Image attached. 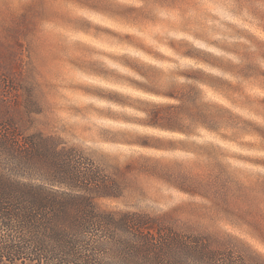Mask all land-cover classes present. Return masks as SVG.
Instances as JSON below:
<instances>
[{
  "label": "clouds",
  "instance_id": "9594fccd",
  "mask_svg": "<svg viewBox=\"0 0 264 264\" xmlns=\"http://www.w3.org/2000/svg\"><path fill=\"white\" fill-rule=\"evenodd\" d=\"M45 7L54 15L39 21L36 41L59 56L39 68L41 82L55 85L46 134L121 166L141 157L191 165L211 153L229 173L264 181V0H45ZM169 92L192 97L175 128L151 123L154 111L181 107ZM67 103L80 113H67ZM143 139L186 150L156 151ZM160 187L172 197L161 211L190 199ZM217 227L248 232L227 221ZM243 239L264 254V244Z\"/></svg>",
  "mask_w": 264,
  "mask_h": 264
},
{
  "label": "trees",
  "instance_id": "16d2710c",
  "mask_svg": "<svg viewBox=\"0 0 264 264\" xmlns=\"http://www.w3.org/2000/svg\"><path fill=\"white\" fill-rule=\"evenodd\" d=\"M179 108L152 113L151 123L177 127L176 114L192 100L169 92ZM156 151L186 150L174 142L139 141ZM191 165L164 157H141L121 166L89 154L61 138L24 135L0 128V264H264L247 243L231 234L204 231V210L235 217L264 243V181L245 185L211 153ZM145 176L190 200L161 214L103 209L120 201ZM199 199L209 206L193 200ZM103 255V256H102ZM106 258V262H103Z\"/></svg>",
  "mask_w": 264,
  "mask_h": 264
},
{
  "label": "rangeland",
  "instance_id": "374dc122",
  "mask_svg": "<svg viewBox=\"0 0 264 264\" xmlns=\"http://www.w3.org/2000/svg\"><path fill=\"white\" fill-rule=\"evenodd\" d=\"M16 2L17 0H0V128L9 124L12 131L19 135L22 133L24 135L35 133L52 135L61 138L68 145L61 136L46 134L45 131L52 127V122L49 119L51 106L47 103V95L55 89V85L47 81L41 82L43 76L39 68L58 60L59 56L55 51H49L46 55L42 52L36 41V31L41 19L52 18L54 14H51L45 7V0H31V3L25 6L22 11L13 7ZM68 62L76 64L75 60L70 59ZM67 87L74 86L69 84ZM64 110L70 114H79L81 111L73 103H67ZM89 156L96 165L103 168L102 156L98 158H93L94 154H89ZM237 177L245 185L251 183L247 177ZM131 180L135 183V187L126 194L124 199L120 201L101 200L99 201L101 208H117L153 215L166 212L159 210V207L161 204H167L172 197H165L162 194L160 186L163 184L160 181L143 175L132 176ZM188 200L190 199L181 200L169 209ZM193 201L206 207L209 206V203L199 199ZM201 214L202 219L197 220L187 213H182L177 216L176 222L179 224L186 218L192 223L200 221L198 224L204 225V231L221 234L225 233L217 227L220 221H227L237 228L244 226L248 232L242 233L240 236H233L247 243L264 259V254L258 252L252 244L243 239L244 235H248L253 240L264 244L248 226L235 217L218 215L214 211L204 210ZM102 259H104L103 262H106V258L102 257ZM17 264L24 263L18 262ZM25 264L28 263L25 262Z\"/></svg>",
  "mask_w": 264,
  "mask_h": 264
}]
</instances>
